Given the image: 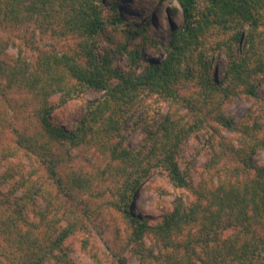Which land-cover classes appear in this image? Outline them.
Returning <instances> with one entry per match:
<instances>
[{
  "label": "trees",
  "instance_id": "1",
  "mask_svg": "<svg viewBox=\"0 0 264 264\" xmlns=\"http://www.w3.org/2000/svg\"><path fill=\"white\" fill-rule=\"evenodd\" d=\"M179 1L182 22L164 46L163 59L154 60L143 53L147 43L156 42L147 36V25L133 31L117 14L116 0H0V30L39 21L52 29L60 17L76 54L43 52L29 60L22 49L10 54L11 40L0 32V264H76L65 243L102 217L87 196L107 193V206L126 221L121 249L128 248L139 264H264V164L253 161L257 151H264V117L237 121L224 110L241 94L264 105L257 92L264 83L259 32L264 0H207L204 7L200 0ZM214 28L234 32L210 46L226 55L222 80L206 47ZM120 33L127 38L117 44ZM140 36L142 42L131 48ZM101 39L114 50L98 52ZM118 54L127 58V69L116 65ZM191 82H196L195 92L184 95ZM91 88L105 95L87 103L75 128L53 122L58 106ZM147 92L168 99L170 107L131 148L126 143L130 113ZM215 124L239 134L238 146L224 143L228 149L217 165L229 156L238 160L225 168L215 163V174L195 183L180 166L183 147L208 127L217 132ZM73 150L92 153L106 164L92 173L70 168L65 174ZM36 162L45 168L48 186L39 182ZM159 170L191 198L179 196L171 213L150 224L131 206ZM55 192L58 205L66 198L63 213L54 205ZM111 251L118 264H128L123 251Z\"/></svg>",
  "mask_w": 264,
  "mask_h": 264
},
{
  "label": "rangeland",
  "instance_id": "2",
  "mask_svg": "<svg viewBox=\"0 0 264 264\" xmlns=\"http://www.w3.org/2000/svg\"><path fill=\"white\" fill-rule=\"evenodd\" d=\"M103 1L107 4L113 0ZM206 1L200 0L202 7L206 5ZM116 3L117 14L120 15L124 23L129 24L133 31L144 28L143 25L146 24L147 29L145 31L147 36L151 38V41L152 39L156 41L155 43L150 42L146 44L143 51L146 57L162 60L165 53L164 46L169 44L173 29L179 27L182 22L181 15L183 14V9L180 1L121 0L117 2L116 0ZM110 13L114 14L105 9V14ZM62 23L63 21L58 17L55 19L52 29L46 27V23L43 21H39L37 24H31L21 29L5 32L0 30V32L11 40L12 45L9 53L12 55H17L19 49H22V56H25L29 60H36L43 52L76 55L75 42L70 36L63 34ZM124 23L123 26L126 27ZM248 28L246 26L243 29L244 34L247 33ZM110 32L108 33L113 35ZM259 32L264 38V19ZM233 34L234 32L231 30L225 32L214 28L211 29L206 37L207 51L213 59V68L217 71L219 80L224 78V72L227 68V58L224 51H215L210 46L217 40H228ZM126 38L125 33L117 34V44L125 42ZM142 38V36L138 37L131 48L142 42ZM98 44V52L113 49L106 39L99 40ZM115 63L123 69L128 68L127 58L120 54L117 55ZM194 85H196V82L189 83L188 87L184 90L186 91L184 95L193 94L196 90ZM257 89L258 95L264 97L263 82L258 84ZM104 95V91L93 88L86 89L66 104L58 106L52 114L53 122L70 129L75 128L86 113L87 103L100 99ZM169 107L170 102L166 98L148 92L141 95L137 105L130 113L129 125L126 128L128 136L127 145L131 148H137L145 137L146 128L150 125L160 124ZM224 110L227 115L235 117L237 121L249 118V121L253 122L255 119L264 117L263 101L245 94L234 97L231 102L225 105ZM188 113L189 111L187 110L185 114ZM20 125L21 122H18L15 126L19 129ZM215 126L217 132H213L208 127L193 135L183 147L179 160L180 166L183 170L189 171L195 183L200 182L203 177L215 174V169H213L215 163L216 167L225 168L227 163L230 166H234L238 160V158H230L229 156L227 161L223 158L219 165H217L218 158L223 152L226 153V150L232 148V146H238L239 134L231 132L218 124H215ZM224 143L227 144V149H225ZM231 153L232 151L229 152V154ZM72 156L74 159H71L63 167L65 174L70 168L75 170L82 169L92 173L98 167L100 169L104 168L106 164L103 158L99 157L96 159V156L92 153H80L73 150ZM22 161L28 164L26 158H22ZM253 161L255 164L263 165L264 151H257L253 156ZM34 167H36L37 176H40L39 182L46 184L47 172H45L46 170L43 165L36 162L34 163ZM29 170H32L30 165L27 172ZM48 185L49 181L46 186ZM97 190H99V194L107 192L104 189ZM179 196L191 198V194L186 189L176 188L166 173L159 170L153 173L140 189L139 194L133 199L131 207L135 215H140L148 220L150 224H155L173 211ZM87 197L90 202H93V206L97 205L100 207L102 217L91 225L87 224V226L89 225L88 227L79 229L68 238L65 247L67 248L69 257L76 264H95L97 263V259L101 260L100 264H118L117 255H114L111 251V247H113L116 250L115 252L123 251L128 264H139L136 258L131 255L128 248L126 250L121 249L125 240L127 225L122 214L116 212L113 207L107 206L108 198H111L108 196V193L103 198L99 195ZM58 200L60 199L55 192L53 196L54 205L55 207L59 206L62 210L61 213H63L67 209L66 198L61 201L60 205H58ZM43 205L46 206L45 203ZM66 215L68 214L66 213ZM52 263L54 264L55 262L52 261Z\"/></svg>",
  "mask_w": 264,
  "mask_h": 264
}]
</instances>
